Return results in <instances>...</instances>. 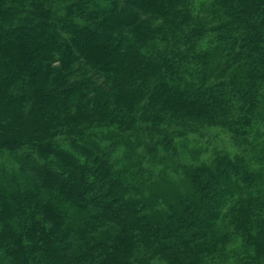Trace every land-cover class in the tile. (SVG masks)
Segmentation results:
<instances>
[{
	"label": "trees",
	"instance_id": "obj_1",
	"mask_svg": "<svg viewBox=\"0 0 264 264\" xmlns=\"http://www.w3.org/2000/svg\"><path fill=\"white\" fill-rule=\"evenodd\" d=\"M263 123L264 0H0V264H264L244 157L180 165L166 213L134 196L139 133Z\"/></svg>",
	"mask_w": 264,
	"mask_h": 264
},
{
	"label": "rangeland",
	"instance_id": "obj_2",
	"mask_svg": "<svg viewBox=\"0 0 264 264\" xmlns=\"http://www.w3.org/2000/svg\"><path fill=\"white\" fill-rule=\"evenodd\" d=\"M144 135L138 134L140 143L135 147V154L143 156L144 172L143 182L137 186L134 196L147 199L154 194V208L161 213L168 212L169 205L176 204L178 194L189 188L180 168L182 164H210L217 154L223 153L232 159L244 157L252 169L264 172V123L254 134L257 139L248 147L236 143L226 129L215 127L203 129L199 133H184L183 136L174 134L173 149L145 157L147 138ZM126 151L127 146L120 145L113 152L114 157L121 162Z\"/></svg>",
	"mask_w": 264,
	"mask_h": 264
}]
</instances>
